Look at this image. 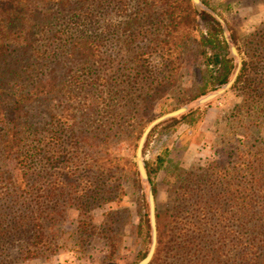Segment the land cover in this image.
<instances>
[{
	"label": "trees",
	"instance_id": "obj_1",
	"mask_svg": "<svg viewBox=\"0 0 264 264\" xmlns=\"http://www.w3.org/2000/svg\"><path fill=\"white\" fill-rule=\"evenodd\" d=\"M135 1V9L152 18L162 12L175 19L174 14L184 7L183 17L172 23V34L179 25L197 29L196 21L192 24L194 10H186L184 4L166 12L176 0ZM107 9L128 13L131 0H0V171L7 160L14 171L20 172V179L0 176V252L21 233L30 238L25 256L52 252L47 227L53 226L62 208L71 206L69 199L61 202L66 182L59 179L69 175L71 164L85 165L82 156L89 155L96 163L105 160V146L114 139L122 137L131 145L137 143L146 127L142 117L149 97H153L149 91L152 86L161 87L163 80H159L154 67L141 61L149 54L147 50L131 49L132 59L124 63L127 70L123 75L117 72L125 68H116L112 58L104 59L103 38L95 32ZM162 23L164 20L158 21L152 34L160 33ZM126 24L138 28L142 23L137 16ZM153 40L152 47L163 60L164 55L158 51L165 40L156 33ZM203 42L205 49L208 41ZM222 43L227 46L224 36ZM191 51L193 55L195 50ZM206 54L203 64L208 69L220 66L215 76L217 85H227L235 74L231 73L233 61L223 53ZM103 60L112 63L110 74L103 69ZM246 67L249 62L245 61L236 84L250 81L244 78ZM123 113L133 121L129 127L121 122ZM252 141L242 148H232L234 157L227 166H212V264H264V140ZM163 161L160 159L159 167L150 171H159ZM92 167L86 164L74 174L91 173ZM101 169L91 173L99 181L97 191L73 204L82 216L114 199L106 198L109 178L106 169ZM8 197L12 201L6 205ZM156 219L154 263L169 249L168 239L177 255L191 248L186 241L194 240L196 231L190 226L201 229L186 221L178 210L170 216L156 214ZM91 221L89 217L90 225ZM146 228L149 242L148 225Z\"/></svg>",
	"mask_w": 264,
	"mask_h": 264
},
{
	"label": "rangeland",
	"instance_id": "obj_2",
	"mask_svg": "<svg viewBox=\"0 0 264 264\" xmlns=\"http://www.w3.org/2000/svg\"><path fill=\"white\" fill-rule=\"evenodd\" d=\"M176 1L166 12L184 4L186 10H194L192 24L196 21L197 29L179 25L172 34V23L183 17L184 7L174 14L175 19L162 12L152 18L135 9L138 5L135 0H131L132 9L128 13L107 9L99 19V30L95 34L103 38L104 59L112 58L116 68H125L118 70V75L126 73L124 63L132 59L131 49H143L149 54L141 61L149 68L154 67L159 80H163L161 87L152 86L149 91L153 97H149L148 107H145L142 118L146 127L137 143L131 145L122 137L114 139L105 146V160L98 163L89 155L82 156V164L85 158V165H93L91 173L94 169L99 173L100 167L106 169L107 190H110L106 198L114 199L82 216L73 204L84 195L91 196L96 192L99 181L88 171L82 176L78 172L74 174L77 168L81 170L85 165L73 167L71 164L69 175H63L65 177L58 181L66 182L61 202L69 199L71 206L62 208L63 213L55 216L53 226L47 227L53 251L48 255L25 256L30 238L29 234L21 233L0 252V261L7 264H140L148 256L152 243L148 200L152 191L156 214L169 213L170 216L178 210L186 221H192L201 229L190 226L196 231L192 234L195 239L186 241L191 248L184 247L177 255L170 248L172 240L168 239L167 252L157 262L153 259L151 264H212V166L216 163L227 166L234 157L231 152L235 146L242 148L252 144V140H264V0ZM137 16L143 29L142 24L139 29L136 26L129 28L126 23ZM162 20L165 23L160 24V33L154 34L165 40L158 51L164 55L163 60L152 47V30ZM91 35L94 34L91 32ZM223 36L227 46L222 43ZM203 39L208 41L205 49L201 46ZM189 50L191 53L195 50L194 54L199 58L189 54ZM209 52L227 55L234 64L232 75L235 72L239 75L243 62H249L244 78L250 81L236 84L237 75L232 87L223 91L226 85H217L215 79L220 66L208 69L203 64L206 53L210 56ZM111 64L103 62L106 74H110ZM129 64L133 63L127 66ZM222 91L215 99L202 102ZM186 107L185 114L158 125L149 135L143 151L147 174V180H144L137 151L146 128L158 118ZM120 117L125 127L133 123L127 113ZM160 159H164L161 169L151 172L159 167ZM2 164V178L15 175L20 179V172L13 170L12 163L5 160ZM10 198L5 200L6 205L11 203ZM89 217L92 218L91 225ZM84 221L88 225H84ZM146 225L150 230L149 242ZM110 256L112 258L105 261Z\"/></svg>",
	"mask_w": 264,
	"mask_h": 264
},
{
	"label": "water",
	"instance_id": "obj_3",
	"mask_svg": "<svg viewBox=\"0 0 264 264\" xmlns=\"http://www.w3.org/2000/svg\"><path fill=\"white\" fill-rule=\"evenodd\" d=\"M195 1L197 3H199L198 0H195ZM237 75H238V72H235L234 77L224 87L223 91H226L232 87V85L234 84V82L236 80ZM223 91L220 93L213 94V95L206 97L205 99L202 100V102L206 103L208 101L215 99L218 95L223 93ZM187 111H188V107L179 109V110L171 112L169 114H166L165 116H162V117L158 118L157 120H155L154 122H152L146 128V130H145V132L141 138L140 144L138 146V151H137V162H138V166H139L142 178L144 180H147V174H146V169H145L144 162H143V151H144V148H145V145H146V142H147L149 135L151 134L153 129L155 127H157L158 125H160L164 122H167L169 120H173L175 118H178L181 115L185 114ZM148 200H149V207H150V223H151V229H152V243H151V248H150L148 256L140 264H151L153 259H154L155 254H156V250H157V246H158V230H157L155 197H154V194L152 191H150V193H149V199Z\"/></svg>",
	"mask_w": 264,
	"mask_h": 264
}]
</instances>
